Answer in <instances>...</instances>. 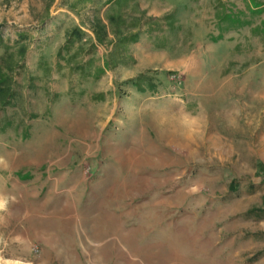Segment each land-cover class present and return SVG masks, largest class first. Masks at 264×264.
<instances>
[{"label":"rangeland","instance_id":"1","mask_svg":"<svg viewBox=\"0 0 264 264\" xmlns=\"http://www.w3.org/2000/svg\"><path fill=\"white\" fill-rule=\"evenodd\" d=\"M262 33L264 0H0V264H264Z\"/></svg>","mask_w":264,"mask_h":264},{"label":"crops","instance_id":"2","mask_svg":"<svg viewBox=\"0 0 264 264\" xmlns=\"http://www.w3.org/2000/svg\"><path fill=\"white\" fill-rule=\"evenodd\" d=\"M251 34L253 35L254 33H251ZM261 35H263L262 38L264 39V33H262ZM244 38L249 39L250 38L249 33H247V36H245ZM258 49H260V51H261L263 48L260 47ZM244 50H245V53H244L245 57L235 58L234 60L233 59L231 60L232 62L235 61L234 63L238 64L237 65L238 71H235V72L231 71L228 74V78L234 79V78L240 76V79H248L250 71H254L256 74L258 73L257 70L259 69V64L262 62V59L255 60L254 57L252 58V57L248 56L247 48H244ZM260 51H257L256 55H260ZM253 62H256V63L253 64ZM254 65L256 66V68ZM256 74L253 75V77L258 78ZM246 84H248V83L246 82ZM263 112H264V109H263Z\"/></svg>","mask_w":264,"mask_h":264},{"label":"clouds","instance_id":"3","mask_svg":"<svg viewBox=\"0 0 264 264\" xmlns=\"http://www.w3.org/2000/svg\"><path fill=\"white\" fill-rule=\"evenodd\" d=\"M6 207V201L0 199V211H3Z\"/></svg>","mask_w":264,"mask_h":264}]
</instances>
